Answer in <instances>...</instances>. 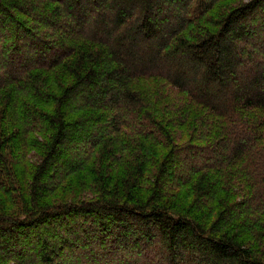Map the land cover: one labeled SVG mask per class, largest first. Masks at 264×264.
Masks as SVG:
<instances>
[{
    "label": "trees",
    "instance_id": "16d2710c",
    "mask_svg": "<svg viewBox=\"0 0 264 264\" xmlns=\"http://www.w3.org/2000/svg\"><path fill=\"white\" fill-rule=\"evenodd\" d=\"M52 1L60 59L0 0L36 53L0 79V264H264V0Z\"/></svg>",
    "mask_w": 264,
    "mask_h": 264
},
{
    "label": "rangeland",
    "instance_id": "374dc122",
    "mask_svg": "<svg viewBox=\"0 0 264 264\" xmlns=\"http://www.w3.org/2000/svg\"><path fill=\"white\" fill-rule=\"evenodd\" d=\"M6 2H15L21 8H13L11 11L15 13L17 19L20 21L17 28H21V33L23 34H33V36L39 37L40 43L46 44L51 52L56 58L60 59L61 55L65 52V48L60 47L61 42L70 46L72 44L71 40H68L67 29L69 31V22H66L64 18L55 17L57 12L54 10L57 6V2L54 3L52 0H4ZM6 27L14 29L16 25L10 21H6ZM0 25V76L4 78V72L7 67H13L11 63L10 55L13 54L16 60H21L20 67L28 65V63L34 61L33 54L30 43L23 42L19 36H14V32H7L5 26ZM74 28V27H73ZM19 35V34H18ZM48 49V48H47ZM45 50V49H44ZM38 50L36 52H41ZM44 55V54H43ZM29 58V59H28ZM49 58H47L48 60ZM38 62V60H36ZM45 67H52L51 65H46ZM3 80V79H2ZM148 79L144 77L139 78L135 81V87L139 90L144 89L148 91L146 82ZM160 86V85H159ZM163 87V86H160ZM163 93V90L162 92ZM179 96V95H178ZM162 102L159 103L161 108L170 109L173 105L172 96L169 94L161 95ZM171 99V100H170ZM263 113L264 111H260ZM259 113V111H258Z\"/></svg>",
    "mask_w": 264,
    "mask_h": 264
}]
</instances>
